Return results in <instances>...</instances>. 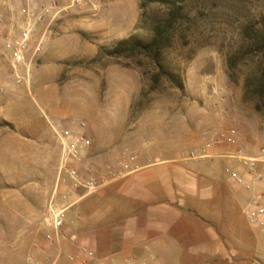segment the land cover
Segmentation results:
<instances>
[{"label": "rangeland", "instance_id": "374dc122", "mask_svg": "<svg viewBox=\"0 0 264 264\" xmlns=\"http://www.w3.org/2000/svg\"><path fill=\"white\" fill-rule=\"evenodd\" d=\"M23 7L44 17L18 82L4 30L22 22ZM175 10L159 57L108 53L132 34L150 40ZM263 34L264 0H0V264H63L68 232L49 218L56 127L85 121L95 163L139 153L146 138L188 144L219 119L247 150L264 147Z\"/></svg>", "mask_w": 264, "mask_h": 264}, {"label": "crops", "instance_id": "0c3cea01", "mask_svg": "<svg viewBox=\"0 0 264 264\" xmlns=\"http://www.w3.org/2000/svg\"><path fill=\"white\" fill-rule=\"evenodd\" d=\"M229 128L219 119L213 131L197 132L188 144L146 138L137 142L139 153L100 155L96 161L107 181L66 211L68 234L58 259L63 264H264V228L248 217L250 201L258 192L264 201V190L247 188L225 172L228 165L240 166L224 155L232 146L214 144L209 156H190ZM239 142L246 139L239 136ZM248 151L258 155L260 147ZM130 154L136 160L124 169L119 160ZM259 170L264 176V162Z\"/></svg>", "mask_w": 264, "mask_h": 264}, {"label": "built area", "instance_id": "2783aa9c", "mask_svg": "<svg viewBox=\"0 0 264 264\" xmlns=\"http://www.w3.org/2000/svg\"><path fill=\"white\" fill-rule=\"evenodd\" d=\"M80 2L81 0H75ZM20 14L24 16L22 22L15 24L12 30L8 32L5 41V50L7 57L14 67L15 71L19 65L26 59L29 51L31 39L35 28L44 17L43 13L34 15L30 7H23ZM40 49V45L36 50ZM17 81L21 82L24 78L19 71H16ZM87 124L80 122L77 127L69 125L56 127L58 142L60 145L59 169L56 180L55 196L50 207V222L56 228H62L65 224L66 211L74 206L83 197L90 195L98 190L100 186L107 181L102 167L95 163L91 158L92 140L88 136ZM214 144H226L232 146L224 153L225 156L234 158L240 166L228 165L225 172L237 183L251 188L253 185H259L264 190V176L259 170L260 163L264 162V147L260 149L258 155L251 154L239 142V132L235 128L223 129L219 134L210 140L205 141L199 148L190 151L191 157H207L209 150ZM136 160V155L130 154L127 157L120 158L119 165L127 169L131 163ZM106 169L115 175L112 168ZM249 176V177H248ZM248 217L257 226L264 228V201L263 193H257L251 200L248 207ZM88 256L93 257L94 251L83 248ZM70 260H75V255L69 256ZM126 264H134L127 262Z\"/></svg>", "mask_w": 264, "mask_h": 264}, {"label": "trees", "instance_id": "16d2710c", "mask_svg": "<svg viewBox=\"0 0 264 264\" xmlns=\"http://www.w3.org/2000/svg\"><path fill=\"white\" fill-rule=\"evenodd\" d=\"M159 1V0H141V7L145 6L147 2ZM175 0H171L174 2ZM179 12L175 10L171 18L165 23H156L153 26L154 34L150 40H145L137 34H132L127 38H123L117 42L113 49L108 53L112 56H121L130 53H147L155 57H159L160 51L163 46H166L169 41V36L166 35L170 31L171 27L174 26L175 22L178 21ZM260 43L259 51L263 54L264 58V34L258 39ZM262 73L264 77V62ZM159 75H166L169 79L174 80V75L170 70L162 68L159 72ZM181 85V84H180Z\"/></svg>", "mask_w": 264, "mask_h": 264}]
</instances>
